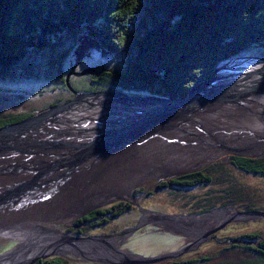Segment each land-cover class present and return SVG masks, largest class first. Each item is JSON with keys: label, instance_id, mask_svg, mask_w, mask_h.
I'll list each match as a JSON object with an SVG mask.
<instances>
[{"label": "trees", "instance_id": "obj_1", "mask_svg": "<svg viewBox=\"0 0 264 264\" xmlns=\"http://www.w3.org/2000/svg\"><path fill=\"white\" fill-rule=\"evenodd\" d=\"M88 40L105 50L111 61L99 77L71 76L74 91L183 100L227 61L246 56L264 60V0H0V83L40 86L42 90L31 95L50 97L33 111L0 113V128L73 99L67 76L71 61L83 53L82 42ZM26 101L18 99V103ZM230 163L247 174L264 176L263 157L233 156ZM214 182L213 175L201 170L165 180L156 189L189 190ZM214 199L209 196L207 205L196 207V213L214 209L209 207ZM130 207L120 203L100 208L76 224H88L93 231ZM86 229L78 230V235ZM227 241L218 253L160 264H264L260 232ZM241 249L244 256L236 261L223 255L226 251L239 255ZM36 264L69 263L51 257Z\"/></svg>", "mask_w": 264, "mask_h": 264}, {"label": "rangeland", "instance_id": "obj_2", "mask_svg": "<svg viewBox=\"0 0 264 264\" xmlns=\"http://www.w3.org/2000/svg\"><path fill=\"white\" fill-rule=\"evenodd\" d=\"M82 44L83 46L81 47H83L82 52L84 54L81 58L83 59L78 64V56H75L70 65L72 69L78 70L81 73L92 68L103 69L100 75L95 74L97 77L107 72V64L111 61L108 53L90 40L82 42ZM244 58L252 59L253 57L246 56ZM236 66L237 68H234ZM245 66L240 61H237L231 65L222 67L215 84L225 82V80L230 79L234 74L239 76L242 73L241 75H243ZM41 90L42 87L40 86L0 83V113L22 110L29 112L35 110L50 98L47 96V99H40L37 95L33 96ZM19 97H23L24 101L27 100L28 102L18 103ZM182 117L186 118L187 115H182ZM220 127L225 128L226 123H221ZM215 128L213 127L212 129V126L208 125L204 126V132L214 135L217 131L215 136H221L219 130ZM215 142H219V139H216ZM193 146L195 145H185L184 147L179 145L177 147H179L178 151H180V154L182 153L181 149H185V152L188 150L190 153H195L196 148ZM263 148L261 147V149ZM162 149H155L154 152L157 153ZM158 153H160L158 156H152L154 162L159 160L160 163L163 159L167 162L169 158L178 157L176 154L166 155L163 152ZM234 154L264 156V153L246 154L240 151H234L211 160V155L207 153L194 160L199 166L188 169L203 170L207 175H213L215 182L212 185L189 190L169 187L165 190L158 191L155 187V184L160 182L158 180H169L181 174L173 173L172 175L168 174L167 176L157 177L156 179H149L144 185H140L136 190L131 192L130 197L132 198L118 194L120 196L115 195L108 199V195L107 197L103 195L100 198H90L86 202L87 205L80 209L75 207L67 212L64 209V211L62 210V214L59 215L54 211L55 216L49 217L47 220H42L44 216L41 214L39 219L41 221L33 222L36 224L34 226H37L33 232L31 231L33 229H27L31 227L33 220L31 216L26 220L27 223L24 222V219L19 220L20 223L27 224L25 229H18L20 224H16L15 222L0 226V264H13L20 258L43 249L39 248L35 252L23 254L25 251V248L22 250L23 245H28L35 238L36 241L38 238H42L45 241L43 247L45 248L47 246L48 250H51L49 253H45V255H54L52 257L63 258L69 264H113L115 259L112 255L131 257L134 254L145 258H152L181 249H186V251H184L185 253L179 259H193L208 252H220V248L229 244L227 239H230V237H239L246 233L260 232L264 238V216H243L241 219L239 217L236 221L230 222L225 229L218 231L215 234L217 236L216 238L212 237L209 241L195 244L196 239L203 233L205 234L207 231L217 228L225 218L232 216L230 212L233 210L250 213L247 210L252 208L253 210L255 209L258 212L264 213V176L250 175L234 168L230 163V158ZM217 163H222L221 167L212 170V167ZM207 169H210V171H207ZM140 174L142 173L132 175L138 176ZM130 178L133 177H105L104 181L99 182L96 188L112 192L120 185L129 183L128 180ZM221 189H226L227 192L214 193ZM209 196L215 198L213 203H209V207H213L214 209L203 214L196 213V207L207 205ZM91 201L93 202L89 203ZM120 203L129 204L131 207L121 217L109 221L108 224L102 227L91 231L89 230L88 224L84 226L76 224L78 220L90 215L93 211L100 208H109L112 205ZM42 209L37 210L41 211ZM224 210H229V213H214ZM64 212L66 213L63 214ZM209 214L211 215L206 218V220H209L207 224L211 225L209 227L210 229L207 228L208 230L204 225L188 223L187 219L189 217L206 216ZM41 217L43 218L41 219ZM175 218L179 219L175 220ZM169 221H173L174 223H168ZM86 226L87 229L84 234L78 235L77 231L84 229ZM59 232L64 236L62 239H60L61 234ZM106 237H112L113 239H103ZM223 255L227 261H232L231 259H235L236 261L240 256H244L242 249L239 255L229 251L224 252Z\"/></svg>", "mask_w": 264, "mask_h": 264}, {"label": "water", "instance_id": "obj_3", "mask_svg": "<svg viewBox=\"0 0 264 264\" xmlns=\"http://www.w3.org/2000/svg\"><path fill=\"white\" fill-rule=\"evenodd\" d=\"M83 54L78 55V64L83 59L81 58ZM251 60L264 62L259 58L227 61L217 67L211 80L195 87L183 100L130 96L119 92L80 93L70 86L71 76L100 75L103 69L92 68L76 74L75 69L71 67L67 76V85L73 90L72 100L47 108L19 123L0 128V214L11 208L31 205L44 197L53 199L52 191L63 186L67 173L75 172L90 155L103 150L124 149L130 144L128 142L145 134L162 131L182 115H189L264 90V69L261 68L253 69L243 75L241 73L239 76L232 75L225 82L215 84L222 67L237 61L244 64ZM108 102L114 110L111 113L109 110V115L104 116L103 120L105 123L112 122L113 129L106 128V132L96 136L98 142H85L87 139L83 137L84 131L77 123L79 117L75 113L89 106ZM136 124L139 128L133 129L132 126ZM233 156L250 159L264 157L235 154ZM181 175L183 174L174 178ZM158 181L160 182L155 184L156 188L164 180ZM233 212L234 215L221 222L220 226L197 238L195 244L211 240L218 231L225 229L230 222L236 221L239 217L241 219L243 216H264L261 212L243 213L235 210ZM110 238L112 237L103 239ZM184 251L186 249L152 258L134 254L131 257L121 256L116 258L113 264H159L179 259ZM52 256L54 255L42 254L27 264H36Z\"/></svg>", "mask_w": 264, "mask_h": 264}, {"label": "bare ground", "instance_id": "obj_4", "mask_svg": "<svg viewBox=\"0 0 264 264\" xmlns=\"http://www.w3.org/2000/svg\"><path fill=\"white\" fill-rule=\"evenodd\" d=\"M243 65H246L244 68L245 73H249L251 70L257 68L264 69V62L262 61H251ZM234 68H237V66ZM99 104L89 106L83 111L75 113L79 117L77 123L81 125V130L84 131L83 137L87 139L85 140L87 143L98 142L96 136L106 132V128L113 129L112 122L105 123L103 118L109 115V110L111 113L114 108H111L110 102ZM180 117L177 120H171V125L162 131L149 135L145 134L133 140L134 142H128L130 144L124 149L115 148L114 150H103L97 154L90 155L84 159L83 164L75 172L70 171L67 173L63 186L52 191L53 199L44 197L31 205L16 209L11 208L5 213L0 214V226L15 222L16 224H20L18 229H25L27 227L26 220L31 216L33 219L31 227L27 229H33L31 230L33 232L37 228L33 222L41 221L39 220L41 214L44 216L41 219L47 220L49 217L55 216L54 211L59 215L62 214L64 209L67 212L75 207H78L77 209L84 207L90 198H100L103 195L107 197L108 195V199H110L115 195L120 196L118 194L130 197L133 190H136L137 187L151 178L156 179L157 177L167 176L168 174L172 175L173 173H181L183 175L193 174L197 172V169L188 168L199 166L194 160L207 153L211 155V160L234 151H240L246 154L264 153V148L261 149V147H264V90L258 91L255 94L246 95L238 100L221 103L217 106L208 107L189 115L187 114L186 118ZM221 123H226V127H220ZM207 125L212 126V129L216 127L215 129L219 130L221 136H215L217 131L214 135L204 132V126ZM132 128L138 129L139 126L136 124ZM216 139H219V142H215ZM179 145L183 147L185 145H195L196 147H193L196 148V151L195 153H190L188 150L185 152V149H181L182 153L180 154V151H178L179 147H177ZM107 146L108 144L105 148ZM159 148L163 149L158 152H163L166 155L176 154L178 157L169 158L167 162L164 159L160 163L159 160L154 162L152 156L156 157L160 154L157 152ZM155 149H157L156 152L158 154L154 152ZM135 173L142 174L138 176L132 175ZM119 176H131L133 178L128 180L129 183L120 185L112 192L96 188L99 182L104 181L105 177L115 178ZM94 181L96 184H94ZM40 208H43L41 210L42 212L37 210ZM36 210L39 213L36 212L35 214ZM214 213H229V210L216 211ZM230 214L233 216L234 212L231 211ZM210 215L189 217L187 220L189 224H201L206 229H210L209 227L211 225L207 224L209 220H206ZM22 219L26 223H20L19 220ZM178 219L175 218V220ZM168 223L174 222L169 221ZM60 234V239H62L64 236L62 233ZM35 239L28 245H23L22 250L25 248L23 254L35 252L39 248L43 249L24 256L15 263L13 261V264H26L31 259L51 251L48 250L47 246L45 248L43 247L45 241L42 238H38L37 241ZM112 257L115 260L116 258H120L115 255H112Z\"/></svg>", "mask_w": 264, "mask_h": 264}, {"label": "flooded vegetation", "instance_id": "obj_5", "mask_svg": "<svg viewBox=\"0 0 264 264\" xmlns=\"http://www.w3.org/2000/svg\"><path fill=\"white\" fill-rule=\"evenodd\" d=\"M148 181V180H147ZM142 185H144V184H142ZM150 190V189H149ZM130 198H132V197H130Z\"/></svg>", "mask_w": 264, "mask_h": 264}]
</instances>
